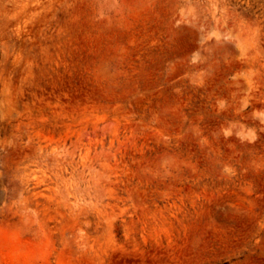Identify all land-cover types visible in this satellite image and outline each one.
<instances>
[{"label":"rangeland","instance_id":"rangeland-1","mask_svg":"<svg viewBox=\"0 0 264 264\" xmlns=\"http://www.w3.org/2000/svg\"><path fill=\"white\" fill-rule=\"evenodd\" d=\"M0 264H264V0H0Z\"/></svg>","mask_w":264,"mask_h":264}]
</instances>
